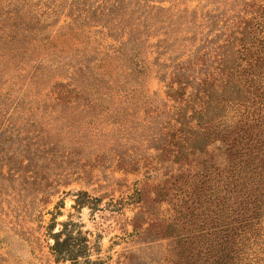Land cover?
<instances>
[{"label":"rangeland","instance_id":"1","mask_svg":"<svg viewBox=\"0 0 264 264\" xmlns=\"http://www.w3.org/2000/svg\"><path fill=\"white\" fill-rule=\"evenodd\" d=\"M34 1L39 2L43 11L39 16L51 19L53 24L44 30L50 33V38L41 40L38 58L34 53L31 58L46 64L53 62H50L52 66L41 67L34 80L28 78L30 64L6 74L0 85V133L4 128L8 130L0 140V156L16 153L12 161H19L26 159L20 156L24 151L21 145L25 143H54L55 146L54 152L46 150L48 152L43 153L38 173L25 165L20 173L13 170L15 174H9L7 163L11 161L7 156L4 158L8 162L0 165V170L8 173L7 177L0 176V264H175L176 260L192 264L201 231L210 228L208 226H216L217 207L215 201L204 200L211 204L203 203L196 213L188 214L186 193L194 180L199 184L207 181L206 187L215 189L216 185L220 190V180L233 175L221 171L228 160L226 143L214 139L207 145V154L194 153L189 155L188 162L179 161L176 157L177 143H152L147 139L139 142L140 136H150L153 129L138 122L143 119L145 122H157L152 125L156 132L159 127L165 132L172 131L168 120L171 119L172 123L175 101L168 95L167 84L173 77V65L165 66L163 63H172L171 58L178 54V57H189L194 49L193 40L180 38L170 49L158 54L155 43L159 37L167 35L160 30L146 36L148 46L145 54L149 68L145 74H139V82H133L138 93L129 98L131 107L123 116L122 126L120 123L112 125L111 117L106 121L107 118L102 116L90 124L91 113L81 110L73 113L68 107L57 117L52 103L57 94L51 88L55 80H65L60 66L63 62H74L72 55L77 51L91 57L93 73L104 82L117 84L119 81L122 83L125 76L129 77L127 62L124 64L121 55L114 51L123 34L118 30L114 33L120 36L113 37L110 29L97 22L91 20L83 24L74 20L91 17L87 9L94 7L98 0H78L74 4L72 0ZM161 4L169 6L170 2ZM176 4L196 8L198 21L203 18V11L214 7L204 5V0L174 2L173 6ZM78 7H86V10H78ZM217 12L216 32L208 35L215 39L214 44L223 46L229 36H235L247 25L253 26V22L264 15V0H218ZM166 17L163 15V19L168 20ZM196 29L194 27L189 32L181 30L178 35H190ZM258 34L262 35L263 42L258 44L257 50L252 48L250 53L263 55L264 24L258 29ZM168 38V41L172 40L173 36ZM198 41L202 43L200 39ZM247 41V44H253ZM207 49L202 48V51ZM156 56H160L158 62H155ZM245 57L241 59L242 65L259 63L255 58L245 60ZM193 67L185 70L180 80L186 91L192 90L189 84H184L188 83L190 75L195 73L194 76L202 77L204 71L201 65L196 66L195 71ZM209 67L212 70L211 64ZM164 74L166 79L161 77ZM76 81L79 82L77 77ZM176 81L177 78L175 85ZM111 92L119 99L115 91ZM79 95L75 89L68 99L75 102ZM260 98L264 101V93ZM227 103L226 115L221 119L232 123L241 117L239 108L243 110V106ZM250 103L253 113L256 104L253 100ZM46 105L48 111H44ZM156 113V119H150V115ZM254 113L258 115L256 111ZM70 122L75 123L73 128H70ZM260 122L262 125L254 120L250 122L252 125L248 126L247 138L238 145L239 149L248 151L251 165L264 164V140L262 143L254 140L258 136L264 139V119ZM238 131L242 130L232 132ZM234 135L231 134V138ZM52 158H55V164ZM32 167L34 169V165ZM235 177L232 176L233 179ZM257 179L259 177L248 181L247 185L254 187L258 183L264 189V181ZM221 190L218 192L220 195L223 193ZM211 210L215 211L214 216L205 220ZM134 219L138 224L136 227ZM259 230L261 238L258 241L251 239L253 246L248 254H244L247 257L242 264H264V228ZM56 233L60 235V243L70 236L68 251L53 249V235ZM187 234L195 237L187 242L174 243L171 247L174 237ZM206 238L200 239L199 243ZM237 249L243 251L242 247L237 246Z\"/></svg>","mask_w":264,"mask_h":264},{"label":"trees","instance_id":"2","mask_svg":"<svg viewBox=\"0 0 264 264\" xmlns=\"http://www.w3.org/2000/svg\"><path fill=\"white\" fill-rule=\"evenodd\" d=\"M165 1H169L170 5L164 6L161 4ZM180 1L185 0H98L94 7L90 6L87 9L91 12V17L74 18V20L83 24L89 23L91 20L97 22L110 29L113 37L120 36L118 33H114L118 30L120 34H123L120 45L114 51L121 55L124 64L127 62L126 67L129 69V77L125 76L122 83L119 81L120 84L104 82L93 73V68L90 65L91 57H88L85 52L77 51L76 54L72 55V57H75L74 62H63L60 66L65 80H55L52 85V91L57 94L52 99L55 108L53 113L58 117L60 112L68 107L72 109L73 113L80 112V110L91 113L92 120L90 119V124H93L96 118L102 116L107 118L106 121H109L108 118L111 117L110 124L116 126L120 123V126H122L123 116L127 114L131 107L128 103L129 98L135 97V94L138 93V89H136L137 87L133 82H139L141 78H139V74H145L149 68L147 55L145 54L148 46L145 40L146 36L156 34L160 30H163L167 35L159 37L155 43L159 50L158 54L170 49L180 38L189 41L192 39L194 49H192L189 57H178L179 54L169 55L173 56L171 58L173 62L170 64L163 63L165 66L173 65V77L167 84L169 87L168 95L175 101L174 113L171 117L172 123L171 119L168 120V123L172 126V131L165 132L159 127L158 132H156L152 125L157 124V122H145L143 119L138 124L141 126L149 125L153 131H150V136H140L138 140L139 142H144L147 139L152 143H165L166 141L177 143V160H184L185 162H188L190 154H207V145L214 139H220L226 143L225 149L228 160L221 171L233 175L220 180V190L222 189L223 193L221 195L218 193L220 190L216 185L214 186L217 192H215L214 187L208 185L206 187L207 181L199 184L198 180L195 183L194 179V183L186 193L185 203H188V214L196 213L201 204L207 203L205 201H215L217 207L216 226H208L210 228L201 231L200 236L197 238L198 242L195 241L198 244V249L192 255L191 263L242 264L243 259L247 257L244 254H248L253 246L251 239L254 238V241L260 240L262 233L259 228H264V189L262 184L258 183L254 187L247 185L248 181H254L255 177H259L257 181H264V164L251 165L246 148L239 149L238 147L239 143H243V139L247 138L248 126L252 125L250 122L254 120L256 124L260 123L262 125L260 120L264 119V101L260 98L264 93V54L250 53L252 48L257 50L258 44L263 42V37L262 35L259 36L258 29L263 27L264 15L257 18L253 22V26L249 27L247 25L244 29L241 28L240 31H237L238 34L241 33L242 35H231L227 38L225 45L220 46L214 44L215 39L212 36L210 38V35H208L214 34L218 24V0H204V5H213L214 7L203 11L201 21H198L199 13L196 8L184 4L173 6L174 2ZM71 2L72 4L78 3V0H72ZM128 6H131V9H128ZM78 8V10H83L86 7H83V9ZM42 13L39 2L34 0H0V85L4 82L6 74L12 70L17 72L21 66L25 67L30 64L29 80H34L41 67L45 65L52 66L50 62L53 61H48L46 64L36 59L38 58L41 40L50 38V33L44 30L53 24L51 19H42L39 16ZM163 15L167 16L168 20L163 19ZM194 27H197V29L193 31V34L179 37L178 32L181 30L189 32ZM168 36H173V39L168 41ZM199 39L202 43L198 41ZM247 40H250L253 44H247ZM236 42L239 45H236ZM251 45L254 47H251ZM69 47L72 48V46ZM207 47L206 51H202V48ZM160 48L164 49L160 50ZM231 49L233 51L228 53ZM32 53L35 54V59L31 58ZM159 57L156 56L155 62L159 61ZM244 57L245 60L250 57L255 58L259 63L253 62L251 65L248 63V68L241 63V59ZM199 60L204 61V63H200ZM210 64L212 70H210ZM67 65H70L72 72L69 71ZM198 65H201V68L204 69L202 77L194 76L195 73L190 75L187 79L188 83L184 84H189L192 90L186 91L185 85H181V77L185 70H190L194 66L192 70L195 71ZM76 77L79 82L76 81ZM161 77L166 79L165 74ZM176 78L177 85L174 84ZM74 88L80 95L76 96L78 99L75 102H71L68 98L75 90ZM111 91H115L119 95V99L113 96ZM141 93H143V90ZM215 93L217 96H214ZM252 100L256 104L255 107L253 106V113L250 111V101ZM227 102L240 103V106H243V110L239 108V116L241 117L232 123L221 119L226 115L229 104ZM48 108L46 105L44 111H48ZM255 111L258 115L254 113ZM260 111L261 118H259ZM157 116L158 113L152 114L150 119H156ZM139 117L141 119V115ZM74 125V122H70L69 126L73 128ZM236 129L242 131L233 133L232 131H236ZM7 130V128L2 130L0 140L2 134ZM231 134L235 135L231 138ZM176 137H179V140ZM254 140L256 143H262L264 139L258 136ZM22 146H24V151L23 153L20 151L22 153L20 156L26 159L12 161L16 153H3L2 157L0 156V165L8 162L7 158H4L5 156L11 161V163H7L9 164V174L20 173L25 165V167L31 168V171L38 173L39 168L42 167L43 160L41 161V158H43V153L54 152L53 147L55 145L54 143H25ZM54 159H51L53 163ZM32 165H34V169H32ZM47 168L49 171L52 170L50 166ZM235 168L237 172L234 171ZM8 173L3 169L0 170L1 177H7ZM252 174L254 175L251 176ZM234 175L236 176L235 179L232 178ZM213 213L215 211L211 210L209 217L207 216L205 220L212 218ZM133 225L138 226L136 219H134ZM53 236L55 240L53 249L59 251L69 250L70 242L68 239L70 236L61 243L59 234L56 233ZM194 237L190 234L185 237L176 236L172 240L171 247L174 243L187 242ZM202 238L206 239L199 243ZM237 246L242 247L243 251L238 250ZM174 262L175 264H187V261L183 260Z\"/></svg>","mask_w":264,"mask_h":264}]
</instances>
